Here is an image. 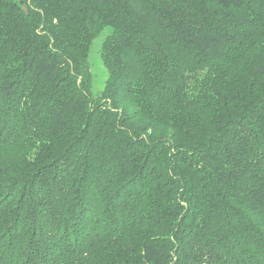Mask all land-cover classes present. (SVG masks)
I'll list each match as a JSON object with an SVG mask.
<instances>
[{
  "label": "trees",
  "instance_id": "16d2710c",
  "mask_svg": "<svg viewBox=\"0 0 264 264\" xmlns=\"http://www.w3.org/2000/svg\"><path fill=\"white\" fill-rule=\"evenodd\" d=\"M25 3L0 0V264H264V0Z\"/></svg>",
  "mask_w": 264,
  "mask_h": 264
},
{
  "label": "rangeland",
  "instance_id": "374dc122",
  "mask_svg": "<svg viewBox=\"0 0 264 264\" xmlns=\"http://www.w3.org/2000/svg\"><path fill=\"white\" fill-rule=\"evenodd\" d=\"M110 32V28L104 30V32L94 40L89 53V64L92 73V95L94 97L101 95L108 78V73L102 59V46L106 36Z\"/></svg>",
  "mask_w": 264,
  "mask_h": 264
},
{
  "label": "snow or ice",
  "instance_id": "6c2138e0",
  "mask_svg": "<svg viewBox=\"0 0 264 264\" xmlns=\"http://www.w3.org/2000/svg\"><path fill=\"white\" fill-rule=\"evenodd\" d=\"M28 2H30V0H28ZM19 3L21 4H24L25 7H27L26 3H25V0H19ZM257 50L261 53V54H264V41H262L259 45H258V48ZM4 141L2 139H0V144H3ZM54 264V262H53ZM209 264H211V260H209Z\"/></svg>",
  "mask_w": 264,
  "mask_h": 264
}]
</instances>
